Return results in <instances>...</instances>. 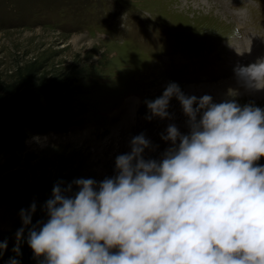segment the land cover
<instances>
[{
    "label": "rangeland",
    "instance_id": "374dc122",
    "mask_svg": "<svg viewBox=\"0 0 264 264\" xmlns=\"http://www.w3.org/2000/svg\"><path fill=\"white\" fill-rule=\"evenodd\" d=\"M260 59L264 0H0V264H40L16 233L33 202L32 225L47 221L55 185L113 177L141 133L145 160L171 146L169 124L189 133L175 97L146 118L169 83L264 109L236 73Z\"/></svg>",
    "mask_w": 264,
    "mask_h": 264
},
{
    "label": "clouds",
    "instance_id": "9594fccd",
    "mask_svg": "<svg viewBox=\"0 0 264 264\" xmlns=\"http://www.w3.org/2000/svg\"><path fill=\"white\" fill-rule=\"evenodd\" d=\"M236 73L264 89V59ZM173 97L190 131L169 124L161 159H144L150 141L141 133L116 157L113 177L74 180L75 192L55 185L46 222L32 225L35 202L21 209L17 239L28 228L40 264H264V165L256 163L264 109L186 95L172 82L146 101V118L170 117Z\"/></svg>",
    "mask_w": 264,
    "mask_h": 264
}]
</instances>
